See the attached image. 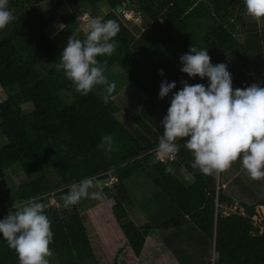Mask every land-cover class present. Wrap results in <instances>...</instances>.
Returning a JSON list of instances; mask_svg holds the SVG:
<instances>
[{"label":"trees","instance_id":"1","mask_svg":"<svg viewBox=\"0 0 264 264\" xmlns=\"http://www.w3.org/2000/svg\"><path fill=\"white\" fill-rule=\"evenodd\" d=\"M42 1L9 0L8 7L16 19L0 30V87L6 95L0 102V135L4 138L0 174L19 165L25 175H35L17 186L18 205L31 197L46 205L51 193L57 199L59 207L45 209L52 221L54 242L50 248L57 264L96 263L78 206L65 208L61 202L71 185L84 178L102 181L109 195L112 191L111 216L134 264L153 232L166 248L170 264H213L214 252L220 253L214 264H264V224L256 225L252 219L257 206L264 209V188L254 203H241L242 212L223 215L222 206H232L234 201L222 186L244 170L239 160L225 171L226 179L222 180V173L205 176L193 169L192 154L182 140L178 141L180 151L174 161L155 162L150 152L157 147L158 135L163 134L161 120L172 93L182 87L180 81L208 84L206 78H189L180 71L179 58L191 45L207 48L213 65L225 63L223 57L228 53L237 60L233 69L225 63L234 89L257 82L255 70L259 65L264 69V27H258L246 14L243 0H55L36 14L35 7ZM101 2L111 9L102 18L116 20L121 30L114 38L118 45L115 53L98 59H107L105 73L113 66L123 71L144 98L130 128L122 123V111L112 101L116 89L105 103L93 90L88 95L77 93L63 71L56 69L67 37L78 33L70 19ZM64 6L70 10L67 18L61 12ZM124 6L149 20L137 36L119 13ZM56 20L63 27L51 37L47 28ZM78 34L79 38L85 35ZM238 34L243 39L239 40ZM162 80L175 81L176 88L159 99ZM259 85L264 86V80ZM97 87L104 92L103 86ZM62 90L71 103L61 98ZM26 105L31 109L25 111ZM103 135H113L112 153L98 148ZM168 167L174 172L166 173ZM181 170L189 181L180 178ZM48 171L56 176L54 184L46 175ZM136 173L157 189L152 196L154 210L140 226L128 219L127 210L134 204L125 186ZM109 177L116 180L106 188ZM11 205L0 196V219L14 213L16 208ZM163 257L165 264L167 258ZM0 264H19L2 234ZM112 264H118L117 258Z\"/></svg>","mask_w":264,"mask_h":264},{"label":"clouds","instance_id":"2","mask_svg":"<svg viewBox=\"0 0 264 264\" xmlns=\"http://www.w3.org/2000/svg\"><path fill=\"white\" fill-rule=\"evenodd\" d=\"M243 3L248 16L256 20L264 18V0H243ZM15 19L8 0H0V30ZM85 29L83 38H79L78 33L67 37L56 69L63 71L81 95L103 86V100L107 103L116 83L105 75L107 59L101 61L98 57L115 53L118 45L114 38L121 30L120 24L113 19L89 17ZM179 61L182 73L189 78H206L208 84H189L181 80V89L172 93L176 82L161 81L158 98L163 99L169 93L172 96L161 120L164 131L158 135L157 155L174 161L180 151L178 141L182 140L183 147L192 154L191 167L205 176H219L239 160L250 179H264V86L253 83L234 89L227 65H213L207 48L191 45ZM159 74L163 76L162 69ZM98 148L112 153L115 150L113 135H103ZM165 171L171 174L174 169L168 167ZM94 187L92 178L72 184L62 197L63 206L76 205L85 198L102 199L101 192L90 193ZM15 208L14 213L0 219V234L15 251L19 264H50L48 258L53 255L50 245L54 234L52 221L45 212L46 205L31 197ZM219 258L220 253L214 252L213 264Z\"/></svg>","mask_w":264,"mask_h":264},{"label":"rangeland","instance_id":"3","mask_svg":"<svg viewBox=\"0 0 264 264\" xmlns=\"http://www.w3.org/2000/svg\"><path fill=\"white\" fill-rule=\"evenodd\" d=\"M55 2V0H43L41 3L36 5L35 13L38 14L44 10H47ZM110 11L111 9L101 2L94 8L87 9L80 15L74 16V18L70 19L69 22L76 32L86 33L85 24L89 17L102 18ZM61 12L66 18L68 15H70V10L66 6L61 8ZM123 12L131 13L128 15V21L125 18L124 19L127 27L136 36L148 26V18L130 9H127V6H124L119 10V13ZM256 22L258 27H264V18L256 20ZM62 27L63 24L61 21L56 20L50 25L49 28H47V33L53 37ZM243 37L244 36L242 34H238L239 40L243 39ZM223 60L231 69L238 65L237 60L230 53L224 55ZM255 74L258 78L257 82L255 83L260 84L264 80V69L259 65L255 70ZM105 75L108 77L109 81H115L116 83V95L112 97V101L118 104L120 111L125 112V114L120 118L123 119L122 123L127 128H130L133 124H128L129 122L127 113L138 111L143 95L140 93L137 86L130 80V78L117 66H113L110 69V72L105 73ZM93 91L97 93L101 99H103L105 93L102 90L96 86L93 88ZM59 95L65 101V103H71V98L63 90L59 92ZM5 98V92L0 87V102ZM26 106L23 107L25 111L29 110V108ZM3 141L4 138L0 135V144H2ZM46 175L51 183L54 184L56 182V176L52 171H48ZM179 176L180 178L186 177V180L184 181H189L187 175L182 172V170L180 171ZM234 176H236L237 179L231 177L229 183L222 186V188L225 187L226 194L234 201L232 206H222L223 215L233 212H242V202L249 204L254 203L263 193L264 179L261 180V183H258L257 181L250 179L247 173L242 169H240V171ZM33 177H35L34 174L25 175L23 172H21L19 165H14L8 168L6 171L0 174V196L7 198L12 204V208L17 206V186L32 179ZM224 177H226L225 172L222 173V180L226 179ZM94 184L95 187L89 190L90 193L99 191L102 193L103 198L100 200L85 198L76 204L81 212L83 222L88 229L96 256V263L90 262L89 264H112L114 258H117L118 264H134V257L131 252H129V250L124 248L125 239L119 228L116 227L114 219L111 216L112 202L110 201V196L112 195V191L110 195L105 193L103 190L104 183L102 181H94ZM107 185L109 186V184H105V187ZM125 186L131 197L132 203L134 204L132 208L127 210L129 217L128 219L140 226L147 221V216L154 210L152 196L156 193L157 189L152 184V182L141 173H136L130 176L125 181ZM54 198V195H52V197L49 195L51 204H54L55 207H59V203L56 204V200H54ZM61 202L64 204L62 197ZM255 212L256 214L252 218L253 222L259 226L260 223L264 224V209L260 206H257ZM260 229H262V226ZM146 240L147 242L143 247L141 255L136 258L138 264H162L164 260V257L162 258V256H166L167 258L165 264H170V257L168 254L166 255L167 250L161 244L157 234L155 232L150 233ZM107 245L108 247H106ZM118 249H120L119 254H117ZM168 253L170 254L169 251ZM48 259L50 264H57L54 254Z\"/></svg>","mask_w":264,"mask_h":264},{"label":"built area","instance_id":"4","mask_svg":"<svg viewBox=\"0 0 264 264\" xmlns=\"http://www.w3.org/2000/svg\"><path fill=\"white\" fill-rule=\"evenodd\" d=\"M131 13H126V12H123V16H124V18L128 21V15H130ZM156 148L157 147H155L152 151H151V153L153 154V158H154V161L155 162H160V163H166L167 161H172V160H168V159H161L158 155H157V152H156ZM116 179L114 178V177H111L110 179H109V181H108V183H105V184H111L113 181H115ZM51 195V197H52V195H53V193H51L50 194ZM53 200V199H52ZM54 200H56L55 202H56V204H58V202H57V199L56 198H54ZM53 200V201H54ZM54 202V203H55ZM47 207H55L54 206V204H51V201H50V199H48V203L46 204V208Z\"/></svg>","mask_w":264,"mask_h":264},{"label":"crops","instance_id":"5","mask_svg":"<svg viewBox=\"0 0 264 264\" xmlns=\"http://www.w3.org/2000/svg\"><path fill=\"white\" fill-rule=\"evenodd\" d=\"M143 99H144V98L141 99V101H140L141 103H140V104H142ZM2 101H3V100H2ZM139 106H140V105H139ZM26 107H28L29 110L31 109V107L28 106V105H27ZM131 113H132V112H128V113H127V116H128V122H129L128 124H133V125H134V123H135V122H134V121H135V117L139 114V109H138V111H135V112H133L132 114H131ZM124 114H125V112L122 111V114H120V117L123 116ZM120 119H121V118H120ZM121 120H123V119H121ZM122 122H123V121H122ZM133 125H132V127H133ZM135 264H138V261H136Z\"/></svg>","mask_w":264,"mask_h":264}]
</instances>
